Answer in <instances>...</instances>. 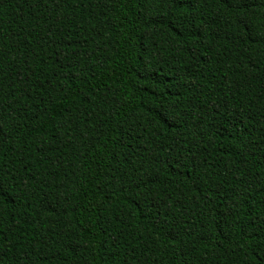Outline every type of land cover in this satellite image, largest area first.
Segmentation results:
<instances>
[{"label":"trees","instance_id":"trees-1","mask_svg":"<svg viewBox=\"0 0 264 264\" xmlns=\"http://www.w3.org/2000/svg\"><path fill=\"white\" fill-rule=\"evenodd\" d=\"M0 264H264V0H0Z\"/></svg>","mask_w":264,"mask_h":264}]
</instances>
